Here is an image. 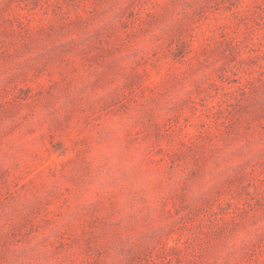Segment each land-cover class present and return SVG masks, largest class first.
Listing matches in <instances>:
<instances>
[{
    "label": "rangeland",
    "instance_id": "rangeland-1",
    "mask_svg": "<svg viewBox=\"0 0 264 264\" xmlns=\"http://www.w3.org/2000/svg\"><path fill=\"white\" fill-rule=\"evenodd\" d=\"M0 264H264V0H0Z\"/></svg>",
    "mask_w": 264,
    "mask_h": 264
}]
</instances>
